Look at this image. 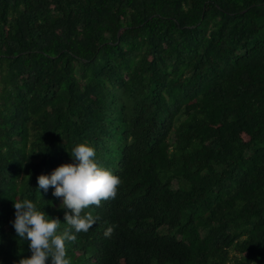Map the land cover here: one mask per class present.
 Returning <instances> with one entry per match:
<instances>
[{
  "label": "trees",
  "instance_id": "1",
  "mask_svg": "<svg viewBox=\"0 0 264 264\" xmlns=\"http://www.w3.org/2000/svg\"><path fill=\"white\" fill-rule=\"evenodd\" d=\"M84 142L122 183L73 264H264V0H0V264Z\"/></svg>",
  "mask_w": 264,
  "mask_h": 264
},
{
  "label": "clouds",
  "instance_id": "2",
  "mask_svg": "<svg viewBox=\"0 0 264 264\" xmlns=\"http://www.w3.org/2000/svg\"><path fill=\"white\" fill-rule=\"evenodd\" d=\"M72 163H63L50 175L37 177L38 190L54 189L53 196L61 200L64 224L39 209L30 199L14 201L15 219L12 222L17 236L29 242L31 255L21 258L17 264H73L68 255V244L74 243L77 234L87 233L99 220L91 211L104 201L117 197L121 178L103 166L95 148L87 142L76 144L69 153ZM115 225L107 227L106 238L113 234Z\"/></svg>",
  "mask_w": 264,
  "mask_h": 264
}]
</instances>
